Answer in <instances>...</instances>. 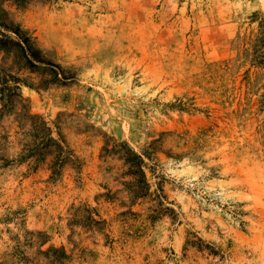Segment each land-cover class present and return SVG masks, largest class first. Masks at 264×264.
Segmentation results:
<instances>
[{
	"label": "rangeland",
	"instance_id": "obj_1",
	"mask_svg": "<svg viewBox=\"0 0 264 264\" xmlns=\"http://www.w3.org/2000/svg\"><path fill=\"white\" fill-rule=\"evenodd\" d=\"M0 22L40 60L0 49L22 98L0 119V264H264V0H0ZM42 121L50 155L22 159Z\"/></svg>",
	"mask_w": 264,
	"mask_h": 264
},
{
	"label": "trees",
	"instance_id": "obj_2",
	"mask_svg": "<svg viewBox=\"0 0 264 264\" xmlns=\"http://www.w3.org/2000/svg\"><path fill=\"white\" fill-rule=\"evenodd\" d=\"M0 26L3 30L12 32L15 35H19V28L17 26H13V24H3L0 22ZM0 49L4 51L10 50H20L25 54L24 61L25 66L28 68H36L34 62H40L39 58L36 56L35 50L30 45V40L28 38H24L21 42L16 41L12 38H9L7 34H4L0 31ZM28 53V54H27ZM27 54V56H26ZM6 76V74H5ZM0 119L4 116H7L13 110V104L16 101L22 100L21 95L18 93L19 88L17 82L14 81L12 85L8 83V80L5 77L0 80ZM59 81V80H57ZM37 116H33L32 119H36ZM40 132L41 135L38 137L39 143L34 148V150L29 151L28 155L23 157L22 159H26L33 156V153L37 151L38 154H34L37 156V159H41L46 157L49 154V148L51 147V143H53L52 138L50 137L49 130L46 127V124L42 121L40 123ZM56 151L58 152L55 156L52 157L51 162V174L53 176L59 175V168L65 163V157L62 156L63 149L59 144H54ZM127 147V146H126ZM61 154V155H60ZM125 155V156H124ZM127 155L123 154L124 162L128 168L127 175L133 178L134 182L130 183V191L133 198H144L148 195L149 187L145 179L144 174V162L140 156H138L131 149L127 148ZM52 176V177H53Z\"/></svg>",
	"mask_w": 264,
	"mask_h": 264
}]
</instances>
